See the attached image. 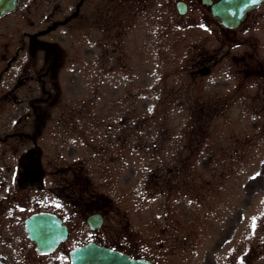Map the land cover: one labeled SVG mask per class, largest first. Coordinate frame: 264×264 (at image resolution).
<instances>
[{"label": "rangeland", "instance_id": "374dc122", "mask_svg": "<svg viewBox=\"0 0 264 264\" xmlns=\"http://www.w3.org/2000/svg\"><path fill=\"white\" fill-rule=\"evenodd\" d=\"M185 1L0 16V190H62L67 247L128 233L157 264H264V0L234 29Z\"/></svg>", "mask_w": 264, "mask_h": 264}, {"label": "flooded vegetation", "instance_id": "af4514ba", "mask_svg": "<svg viewBox=\"0 0 264 264\" xmlns=\"http://www.w3.org/2000/svg\"><path fill=\"white\" fill-rule=\"evenodd\" d=\"M32 174L33 176L37 175L35 173ZM46 186L43 184L36 185L33 190L32 200L27 199L29 193L28 190H25L27 187L24 185H18L16 188L6 187V189L0 190L6 192L5 195H0V264H69V252L79 243H72L68 247L66 246L70 224L67 222L69 217L65 215L63 210L65 201L61 199L62 190L59 189L61 192H58L60 199L51 208L48 206ZM9 197L10 199H7ZM40 211L54 213L60 224L65 223L67 226L66 238L57 242L49 251L39 250L36 243L28 236L25 227L27 218L31 214ZM70 219L71 223H77L78 212L71 210ZM54 225H56L54 230H57L58 224L55 223ZM112 247L131 258H146L153 264H157L152 256L146 254L139 237L136 238L125 233L120 239V246Z\"/></svg>", "mask_w": 264, "mask_h": 264}, {"label": "water", "instance_id": "95a60500", "mask_svg": "<svg viewBox=\"0 0 264 264\" xmlns=\"http://www.w3.org/2000/svg\"><path fill=\"white\" fill-rule=\"evenodd\" d=\"M262 0H201L209 6L214 18L226 28H235L244 19L246 13L257 7ZM17 0H0V15L15 8ZM180 13L186 11L183 0L176 1ZM55 223L58 229L54 230ZM87 223L95 228L101 225L100 213H92L87 217ZM25 227L29 237L40 250L52 249L55 244L65 238L66 226L50 212L33 213L26 220ZM70 264H152L145 258H131L118 249L88 241L70 250Z\"/></svg>", "mask_w": 264, "mask_h": 264}, {"label": "snow or ice", "instance_id": "6c2138e0", "mask_svg": "<svg viewBox=\"0 0 264 264\" xmlns=\"http://www.w3.org/2000/svg\"><path fill=\"white\" fill-rule=\"evenodd\" d=\"M254 178V177H253ZM253 219H255V218H253Z\"/></svg>", "mask_w": 264, "mask_h": 264}]
</instances>
